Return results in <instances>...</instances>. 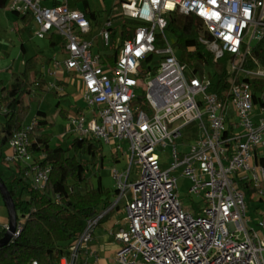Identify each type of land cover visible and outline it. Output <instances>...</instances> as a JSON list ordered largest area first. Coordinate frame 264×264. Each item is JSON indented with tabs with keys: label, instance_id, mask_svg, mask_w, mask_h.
Segmentation results:
<instances>
[{
	"label": "built area",
	"instance_id": "built-area-1",
	"mask_svg": "<svg viewBox=\"0 0 264 264\" xmlns=\"http://www.w3.org/2000/svg\"><path fill=\"white\" fill-rule=\"evenodd\" d=\"M112 4L97 19L70 0L10 5L12 12L32 17L37 37H63L60 55L39 69L42 77L53 78L46 86L58 90L60 70L80 79L84 107L68 115L69 130L109 144L117 161L123 145L130 155L126 169L112 170L116 199L87 219L57 264L89 259L95 228L122 199L125 223L106 231L119 243L118 264H264V62L253 53L264 37V0ZM175 12L203 23L199 40L212 60L197 70L180 59V48L166 36ZM122 21L132 32L117 37L113 49L112 32ZM224 56L222 68L217 60ZM33 80V86L40 83L38 75ZM216 82L219 90L211 89ZM37 123L34 116L13 134L5 157L43 188L50 167L35 164L40 154L28 150V132ZM133 166L137 175L131 181ZM178 175L189 181L190 206L179 198ZM248 184L258 201L250 208ZM20 229L18 224L13 237Z\"/></svg>",
	"mask_w": 264,
	"mask_h": 264
},
{
	"label": "trees",
	"instance_id": "trees-1",
	"mask_svg": "<svg viewBox=\"0 0 264 264\" xmlns=\"http://www.w3.org/2000/svg\"><path fill=\"white\" fill-rule=\"evenodd\" d=\"M6 1L0 0V8ZM81 1L84 0H70V4L77 5ZM83 9L89 18L97 19L104 15L102 9L89 6ZM15 14L23 19V28L26 29V21L31 19V16ZM120 24V29L114 28L112 32L113 49L116 47L117 37L124 38L132 32L126 27V21ZM167 29L176 36V44L181 51L180 59L188 62L194 70L200 68V62L212 60L205 45L199 40L204 27L198 16L175 12L169 16ZM46 39L49 45L64 49L62 36L51 34ZM21 47L25 54L24 45ZM253 53L264 62V37L256 44ZM39 62L37 53L29 55L25 59L24 68L13 75L9 85L0 81V107L4 108H0V161L6 160L5 145L13 134L23 127L31 110L30 105L24 101V96L28 93L39 96L48 84L39 71ZM225 63V56L217 60V64L222 68ZM36 75L39 76L40 83L33 86V78ZM260 86L258 88H261ZM210 88L219 90V82ZM56 105H60V100H57ZM77 111L80 112V109ZM60 112L64 118L67 117L65 109H60ZM34 116L38 123L28 132V150L32 154H40L35 157V164L42 168L49 166L50 170L43 188L31 184L25 176L26 168L20 164H16V169L8 180L0 176L13 198L18 213L17 222L21 225L19 234L0 247V264H30L33 260L37 261V264H57L60 257L68 252L73 239L81 233L87 219L109 207L118 191L116 188L105 187L100 175L97 176L96 184L88 181V171L92 169L95 174L103 167L106 159L103 145L98 139L74 136L66 146L52 145V133L45 131L46 126L52 125L47 119L46 111L38 108ZM114 160L117 161V158L114 157ZM255 189L248 184V200L252 199L251 193ZM111 214L112 209L102 217L100 223ZM5 230L4 226L0 229V238Z\"/></svg>",
	"mask_w": 264,
	"mask_h": 264
},
{
	"label": "rangeland",
	"instance_id": "rangeland-1",
	"mask_svg": "<svg viewBox=\"0 0 264 264\" xmlns=\"http://www.w3.org/2000/svg\"><path fill=\"white\" fill-rule=\"evenodd\" d=\"M12 0H7L5 5L0 8V80L5 84H10L13 79V75L20 72L23 68V61L31 54L37 53L40 57L38 64L39 68L43 64L49 62V58L54 54H59L58 46H51L47 42V37L39 38L34 33V21L29 19L26 21V30L23 31L20 27L23 24V19L11 11L10 5ZM49 4L48 2H44ZM79 7L89 5L95 9H103L105 6L112 8V0H85L79 2ZM104 13V11H103ZM27 19V18H26ZM166 36L168 40L173 44H176V36L170 30H166ZM24 43L27 46V52L22 53L21 44ZM178 47V46H177ZM179 49V47H178ZM8 52V53H6ZM180 50H177L180 56ZM60 55V54H59ZM63 81L66 82V90H58L53 86H45V90L40 93L39 96H33L32 93H28L24 96V101L30 105L31 110L27 115L24 123L30 122L38 108L46 111L47 119L52 122V125H48L45 131L52 133L51 144L68 145L74 136H79L77 133L69 130L67 126V117L69 114L74 113L78 108L83 109L84 101L81 98V82L80 79L72 73H60ZM140 94L144 93V89H138ZM31 97V98H30ZM60 100V105L57 106L56 102ZM65 109L67 117L61 114L60 109ZM87 117L90 115L87 113ZM103 152L106 155V159L103 163V167L99 168L95 174L92 169L88 171V181L92 184H96L97 176L100 175L102 184L105 187L111 189L116 188V180L113 177L112 170L116 167L118 170L123 171L127 168L129 162V152L126 151V145L122 149V154H119L120 160L115 161L112 154V148L107 143H102ZM8 150V145H5V151ZM114 150V149H113ZM125 150V151H124ZM127 153V154H126ZM16 169V162L14 161H0V176L8 180ZM136 168L133 166L129 180H133L136 177ZM189 181L184 176L178 175V195L182 200V203L186 207L191 204V197L188 192ZM256 193L252 194V200L247 199L249 208L252 204H256L258 201L254 200ZM195 199V196H193ZM116 199V196L112 198V201ZM261 205L264 206V201H261ZM125 215V199H122L118 203V207L112 211V214L106 219L108 221L99 224L94 230V242L96 236L105 233L112 225L115 228L124 225ZM5 219L8 221L7 210L0 194V222ZM97 242V243H98ZM114 244V243H111ZM119 246V245H118ZM115 256V255H114ZM114 256H105L104 252H101V257L98 262H94L92 259L88 260L87 264H118L114 260ZM78 261L77 264H86Z\"/></svg>",
	"mask_w": 264,
	"mask_h": 264
},
{
	"label": "crops",
	"instance_id": "crops-1",
	"mask_svg": "<svg viewBox=\"0 0 264 264\" xmlns=\"http://www.w3.org/2000/svg\"><path fill=\"white\" fill-rule=\"evenodd\" d=\"M55 1H58V0H42V2H43V4H45L44 2H48L49 4H45V5H50V4H54L55 3ZM85 1V0H84ZM78 4H80V3H78ZM77 4V6H79ZM87 6H89V5H87ZM86 6H84V7H81V8H85ZM90 7V6H89ZM92 8V7H91ZM95 9V8H94ZM31 19H32V17H31ZM33 20V19H32ZM34 26H35V24H34ZM20 29L21 30H23V31H25L26 29H24L23 28V24H22V26L20 27ZM23 45H24V47H25V50H26V52H27V46H26V44H24V43H22ZM21 44V45H22ZM21 50H22V47H21ZM58 52L60 53V49L58 48ZM6 53H8V52H6ZM23 53V52H22ZM34 54V53H33ZM32 55V54H31ZM24 62H25V60L23 61V68H24ZM22 68V69H23ZM38 68H39V66H38ZM39 71H40V69H39ZM62 72H64L63 70H60L59 71V74H58V78H57V82H63V84H61V85H63V90H66V82H65V80L63 81V79L61 78V76H60V73H62ZM65 73V72H64ZM35 77V76H34ZM46 80L49 82V81H52L53 80V78L52 77H49V76H47L46 75ZM34 79V78H33ZM0 81H2V80H0ZM3 82V81H2ZM4 83V82H3ZM5 84V83H4ZM106 221H108V220H106ZM106 221H104V222H106ZM7 220H5V219H3L1 222H0V229H2V227L5 225V224H7ZM103 223V222H102ZM96 240H99V242L98 241H96V242H94L93 243V245H92V247H93V250H94V254L89 258V259H87V260H81V263H86L88 260H90V259H92L94 262H98L100 259H102V257H101V252H104L105 253V256H114L115 255V252H116V250H117V248H118V245H119V243L118 242H116V241H114V240H111L108 236H107V233L105 232V233H102L100 236H99V238L96 236ZM98 242V243H97ZM111 243H114V244H111ZM87 264V263H86Z\"/></svg>",
	"mask_w": 264,
	"mask_h": 264
},
{
	"label": "water",
	"instance_id": "water-1",
	"mask_svg": "<svg viewBox=\"0 0 264 264\" xmlns=\"http://www.w3.org/2000/svg\"><path fill=\"white\" fill-rule=\"evenodd\" d=\"M0 193L4 201L7 210V217H8L7 228L4 232V235L0 238V247H1L3 245L8 244L13 238V235L18 225L17 222L18 213L13 198L10 192L8 191L6 184L1 179H0Z\"/></svg>",
	"mask_w": 264,
	"mask_h": 264
}]
</instances>
